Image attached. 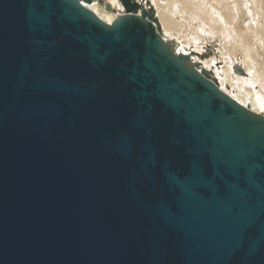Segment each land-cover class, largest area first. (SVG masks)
I'll return each mask as SVG.
<instances>
[{"label": "water", "instance_id": "obj_1", "mask_svg": "<svg viewBox=\"0 0 264 264\" xmlns=\"http://www.w3.org/2000/svg\"><path fill=\"white\" fill-rule=\"evenodd\" d=\"M94 1L0 0V264H264V116Z\"/></svg>", "mask_w": 264, "mask_h": 264}, {"label": "bare ground", "instance_id": "obj_2", "mask_svg": "<svg viewBox=\"0 0 264 264\" xmlns=\"http://www.w3.org/2000/svg\"><path fill=\"white\" fill-rule=\"evenodd\" d=\"M146 1L154 10L162 37L176 53L207 71L239 105L264 116V0ZM85 7L108 24L123 14L119 0H104L102 5L94 1ZM206 37L220 43L223 67L218 68L213 60L199 61L198 47ZM238 73L243 76L237 77Z\"/></svg>", "mask_w": 264, "mask_h": 264}, {"label": "rangeland", "instance_id": "obj_3", "mask_svg": "<svg viewBox=\"0 0 264 264\" xmlns=\"http://www.w3.org/2000/svg\"><path fill=\"white\" fill-rule=\"evenodd\" d=\"M210 39L206 37V40H203L202 41L203 43L199 44L198 49L201 50V56L199 58V61L200 62H204V61L213 60L214 64L217 65L218 68L223 67L224 66L223 65L224 64V60H223V57L221 56V52H220L219 48L222 51H223V49H222L220 43L217 42V39H215V38H212L211 40ZM214 59H216V60H214ZM236 76L241 78L243 75L238 73V74H236Z\"/></svg>", "mask_w": 264, "mask_h": 264}]
</instances>
